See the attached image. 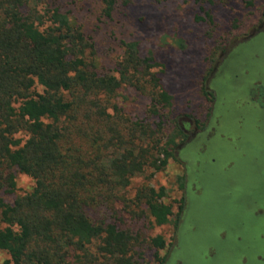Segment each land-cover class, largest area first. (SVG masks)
<instances>
[{
  "label": "trees",
  "instance_id": "obj_1",
  "mask_svg": "<svg viewBox=\"0 0 264 264\" xmlns=\"http://www.w3.org/2000/svg\"><path fill=\"white\" fill-rule=\"evenodd\" d=\"M115 1L102 0L106 15ZM25 2L0 0V189L14 191L13 170L29 177L33 187L12 204L0 197V252L8 255L0 264H135L131 252L137 238L124 237L118 220H108L105 209L117 201L116 189L126 188L133 177L158 172L169 159L176 160L174 152L187 136L179 127L164 132L163 110L171 106V97L150 73L149 59L140 58L135 42L121 43L115 75L102 73L94 44L69 21L64 7L34 17L22 11ZM102 65L111 63L103 59ZM123 85L150 99L148 113L158 119L155 125L120 118L113 99ZM202 92L210 95L204 87ZM238 92L229 87L228 100ZM236 114L229 109L228 116ZM246 118L256 135L252 123L259 113L250 111ZM193 154L203 164L189 175L194 184L203 182L204 192L194 197L193 214L200 225L183 264H238L240 248L244 264H264L257 260L264 251V219L254 220L251 214L264 209V201H257L258 195L264 200V187L248 199L240 195L247 186L240 170H246L247 180L255 164L238 165L237 174H220L216 168L226 158L238 157L224 152L213 167L207 151ZM165 197L164 188L145 187L124 202L144 206L155 226L172 225L176 231L184 199L174 214ZM230 225L239 227L240 234L230 237ZM220 232L228 233L225 239H218ZM147 244L155 250L156 263L164 264L166 256L159 254L167 249L165 239L158 235ZM209 248L213 258L205 256Z\"/></svg>",
  "mask_w": 264,
  "mask_h": 264
},
{
  "label": "rangeland",
  "instance_id": "obj_2",
  "mask_svg": "<svg viewBox=\"0 0 264 264\" xmlns=\"http://www.w3.org/2000/svg\"><path fill=\"white\" fill-rule=\"evenodd\" d=\"M25 1L22 11L34 17L64 7L69 21L80 27L85 38L94 44L100 72L115 75L113 63L123 53L121 43L135 42L140 58H148L153 65L150 73L156 74L161 87L171 97V106L163 110L164 132L169 134L179 127L187 140L174 152L176 160L169 159L162 170H146L133 177L126 188L116 189L118 199L123 201L117 199L106 208L105 216L108 220H118L124 237L137 238L131 252L135 264H157L155 250L147 244V239L158 235L167 243V249L159 254L166 256L164 264H183L189 257L190 240L200 225L193 214L194 197H201L204 192L203 182L194 184L189 175L203 164L193 153L207 151L208 164L213 167L224 152L237 156L238 159L226 158L216 168L220 174H237L238 165L243 169L247 163H254L257 169L250 171L253 177L246 180L243 177L246 170H240V178L247 184L240 195L247 199L264 187V110L261 108L264 99L260 97L264 89V0H127V4L125 0H116L109 15L105 14L102 0ZM258 46H261L259 51ZM103 59L110 61L111 66H101ZM232 86L239 92L228 100L227 90ZM203 87L210 95L203 94ZM113 103L120 110L122 120L151 126L158 122L148 113L150 99L129 86L117 90ZM231 108L237 113L234 119L228 116ZM250 111L259 113L252 123L256 135L249 131L251 124L246 113ZM19 137L25 139L23 135ZM212 138L217 141L210 142ZM217 143L225 145L226 150L222 151ZM253 144L258 150H252ZM12 173L14 191L0 189V197L7 204L33 187L29 177L16 170ZM145 187L154 191L164 188L163 202L172 205L174 214L178 212L179 200L184 199L176 231L172 225L155 226L144 206L124 202ZM257 201L261 205L264 200L258 195ZM253 212L261 214L262 209ZM239 229L230 225L227 231L240 234ZM227 234L220 232L218 239H225ZM205 253L210 258L215 255L211 248ZM263 254L257 256L262 263ZM243 255L239 256L238 264L246 262ZM6 260L8 255L0 252V263Z\"/></svg>",
  "mask_w": 264,
  "mask_h": 264
},
{
  "label": "flooded vegetation",
  "instance_id": "obj_3",
  "mask_svg": "<svg viewBox=\"0 0 264 264\" xmlns=\"http://www.w3.org/2000/svg\"><path fill=\"white\" fill-rule=\"evenodd\" d=\"M260 48H261V46L259 47L258 46V49H256V50H260ZM258 62H260V61H258ZM260 97H262L263 99H264V89H262L261 90V94H260ZM261 108L264 110V101H263V105L261 106ZM251 214H252V217L254 218V220H260L261 221V219H264V209H262V213L261 214H255L254 212H252V210H251ZM263 222V221H262ZM263 226V225H262ZM263 229H264V226H263ZM233 235L234 234H231L230 235V237H232L233 238ZM260 241V240H259ZM244 244V243H243ZM264 253V251L262 252V254ZM244 254V251H242V249L240 248V253L238 254V257H237V259L239 258V256L240 255H243ZM261 254V255H262ZM264 255V254H263Z\"/></svg>",
  "mask_w": 264,
  "mask_h": 264
}]
</instances>
